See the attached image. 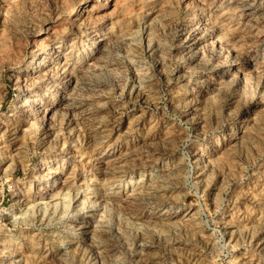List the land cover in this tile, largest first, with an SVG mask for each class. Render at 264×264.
Segmentation results:
<instances>
[{
    "label": "rangeland",
    "instance_id": "374dc122",
    "mask_svg": "<svg viewBox=\"0 0 264 264\" xmlns=\"http://www.w3.org/2000/svg\"><path fill=\"white\" fill-rule=\"evenodd\" d=\"M0 264H264V0H0Z\"/></svg>",
    "mask_w": 264,
    "mask_h": 264
},
{
    "label": "bare ground",
    "instance_id": "6f19581e",
    "mask_svg": "<svg viewBox=\"0 0 264 264\" xmlns=\"http://www.w3.org/2000/svg\"><path fill=\"white\" fill-rule=\"evenodd\" d=\"M61 47L62 45L61 44H54V46L52 47V49L50 51H43L41 49V51H43L44 53H47L48 56L46 57V54L44 55L43 52L39 50L36 51V53L34 54V60H32V64L27 66L26 67V72L25 74H30V73H33L35 71H38L40 70L43 66H45L47 64V62H52V58L55 57L56 55H58L60 52H61ZM47 50V49H45ZM35 52V51H34ZM70 53V52H69ZM62 54V53H61ZM60 55V54H59ZM65 55V54H64ZM65 61V60H64ZM67 64V63H66ZM24 97V96H23ZM22 96H19L18 98L19 99H24L23 102L20 103V108H22V110L24 112H26L27 115L29 116H38L40 115L41 113V109H42V104L37 100V99H33V98H29V99H25V97L23 98ZM44 108V107H43ZM46 110H50L49 107L46 108ZM113 150V149H112ZM113 151L109 150V149H105L104 151H100L99 154H98V159H100V163L101 164H104L105 166V163L107 164L106 167L104 168H114L116 167L115 165H112L111 163L108 162V159H109V156L112 155ZM114 156V154H113ZM113 159V158H112ZM58 160V158L56 157H53V158H50L48 159L47 162H45V167L47 169V179L48 178H51L52 176H54L55 174L57 176H55L52 181H50V183L48 184L47 187H44L43 189V194H42V197H54L56 192H57V189L61 187V184L63 182H65V180H67V178L65 177V173L64 172V168L62 169H59V168H54L53 167V164L56 163V161ZM111 161V160H109ZM117 161V160H116ZM114 162V161H113ZM118 162V161H117ZM99 163V162H98ZM102 167V166H101ZM103 168V169H104ZM69 172V171H68ZM71 174V173H70ZM69 181V180H68ZM72 182V181H70ZM68 182V183H70ZM67 184V183H66ZM63 186V185H62ZM69 187V185H68ZM139 187V186H138ZM138 187H135L133 189V193L134 194H137V193H140L141 190H139ZM12 190H14V188H12ZM51 191H55V193H51ZM70 191V190H69ZM84 191V190H83ZM101 194V192H100ZM83 195V198H79L80 195L79 194H75L74 195V200L75 202H78L77 203V207H78V211H79V214L83 213L84 210L86 209V205L84 204V202L86 201L85 199H88V198H99V193H94V192H85L82 194ZM104 198V200H107L108 199V196L107 194H102ZM54 198H58L57 196H55ZM62 198V197H61ZM101 198V197H100ZM45 201L43 200H39L37 201V204H38V207L41 206ZM76 207V208H77ZM88 210V209H87Z\"/></svg>",
    "mask_w": 264,
    "mask_h": 264
}]
</instances>
